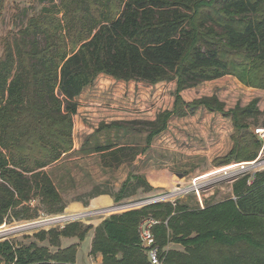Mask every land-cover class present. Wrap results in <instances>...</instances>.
Returning a JSON list of instances; mask_svg holds the SVG:
<instances>
[{
  "label": "trees",
  "instance_id": "trees-1",
  "mask_svg": "<svg viewBox=\"0 0 264 264\" xmlns=\"http://www.w3.org/2000/svg\"><path fill=\"white\" fill-rule=\"evenodd\" d=\"M38 1L54 5L29 17L0 50V227L36 218L28 207L32 197L50 215L65 209L45 169L72 150L75 100L100 74L150 85L176 81L174 113L180 117L200 106L224 112L215 97L183 103L179 93L204 82L229 76L264 90V0ZM254 106L229 112L233 147L219 165L256 158L260 145L248 122L258 114ZM170 117L163 112L155 122L140 124L146 147L139 151L103 148L105 167L132 163ZM118 124L135 123H113L111 129ZM130 178L134 189L152 190L141 178ZM251 181L236 180L232 197L204 201L203 209L189 196L195 208L177 201L111 215L93 228L90 256H99L101 264H150L137 228L150 218L156 221V246L170 245L162 264H264V171ZM129 186L130 179L122 183L115 203L133 195H127ZM91 229L75 222L33 235L47 246L3 240L0 264H75L77 247L61 248L60 239L83 241Z\"/></svg>",
  "mask_w": 264,
  "mask_h": 264
},
{
  "label": "rangeland",
  "instance_id": "rangeland-1",
  "mask_svg": "<svg viewBox=\"0 0 264 264\" xmlns=\"http://www.w3.org/2000/svg\"><path fill=\"white\" fill-rule=\"evenodd\" d=\"M53 5L48 1L38 0H0V50L4 40L12 43L18 31L25 28L29 17L37 16L42 8ZM179 95L186 105L203 98L215 97L223 105L224 112H210L206 107L200 106L194 114L180 117L174 113L176 81L150 85L145 82L113 80L100 74L75 100L77 111L73 116L72 150L46 169L61 199L83 201L104 192L115 197L122 183L130 179L127 195H133L119 201L130 203L171 190L175 187L172 184L176 182L188 185L194 177L220 170L224 166L242 163L234 160L226 165L218 164L233 147L232 136L235 131L229 112L235 106L242 108L255 102L254 107L258 114L254 121L248 120L250 129L264 126V90L245 87L234 77L225 76L217 81L188 88ZM163 112L171 113L167 127L151 138L146 152L137 154L130 164L105 167L103 148L134 146L138 151L145 148L146 133L139 131L143 127L140 124L155 122ZM113 123L137 125L132 124L131 127L135 129L130 131L131 127L124 124H118L111 129ZM132 176L149 184L146 180L148 179L157 188L149 184L151 191H146L143 187L134 189L137 185L130 178ZM232 185L223 180L214 186L203 195L205 204L220 203L232 197ZM192 199L189 197L178 201L192 209L196 207ZM119 203L114 202L110 206ZM28 207L36 213V218L50 215L35 197L30 199ZM105 218L107 217H94L81 223L84 226L96 225ZM10 221L0 228V242L10 240L17 246H28L33 241L38 243L33 235L39 231H14L18 222L23 220ZM85 242L87 244V240ZM84 243L80 247V255L85 252ZM38 244L47 246L46 243ZM174 248L183 250L181 246Z\"/></svg>",
  "mask_w": 264,
  "mask_h": 264
},
{
  "label": "built area",
  "instance_id": "built-area-1",
  "mask_svg": "<svg viewBox=\"0 0 264 264\" xmlns=\"http://www.w3.org/2000/svg\"><path fill=\"white\" fill-rule=\"evenodd\" d=\"M254 137L260 145L259 152L253 160L249 162L235 163L234 165L224 166L219 172L210 176H199L191 179L188 185L181 183L168 191H162L155 196L144 198L130 203H119L116 205L104 207L103 209H90L79 213L71 214L62 212L60 215H46L33 218L32 220L20 221L14 231L18 232H40L46 229L63 228L75 222H81L94 217H109L111 215L119 214V212L132 211L133 209H140L148 207V205L169 203L173 206L179 199L193 196L200 209L204 208V194L213 189L214 186L219 185L223 180L234 184L236 180L248 177V185L251 184L252 178L264 171V126L256 127L252 130ZM212 173V172H210ZM207 174V173H206ZM156 221L152 219L144 220L138 225V239L141 246L145 250L146 256L150 264H162L164 258L162 255L166 253L170 245H167L164 250H159L154 241L152 234V226ZM5 224H2L3 227ZM0 227V228H1Z\"/></svg>",
  "mask_w": 264,
  "mask_h": 264
},
{
  "label": "crops",
  "instance_id": "crops-1",
  "mask_svg": "<svg viewBox=\"0 0 264 264\" xmlns=\"http://www.w3.org/2000/svg\"><path fill=\"white\" fill-rule=\"evenodd\" d=\"M46 169H45V172H47ZM47 173L49 174V172ZM146 180L153 188H157L153 185V183H150L148 179ZM179 183L180 182H176L172 185L176 186ZM62 201H64V204H65V209L63 211L68 213V212H75V211H81V210L85 211V210H90V209H103L104 207H107L113 204L115 202V199L113 196H110L109 194L106 193L104 195L91 196L89 197V199L83 200V201L79 199L77 200L75 199V201H65V200H62ZM99 224H96V225L90 224L92 229L85 236L83 241H78L75 238H61L60 239L61 248H67L70 246L77 247L75 264H101V258L99 256H92V255L90 256V250H91V245H92L91 241L94 236L93 228L97 227ZM85 240H87V244ZM82 243L86 245V249H85V252L80 255L79 253H80V247L83 245Z\"/></svg>",
  "mask_w": 264,
  "mask_h": 264
},
{
  "label": "bare ground",
  "instance_id": "bare-ground-1",
  "mask_svg": "<svg viewBox=\"0 0 264 264\" xmlns=\"http://www.w3.org/2000/svg\"><path fill=\"white\" fill-rule=\"evenodd\" d=\"M217 173H219V172L207 173V174H205V176H210V175H214V174H217Z\"/></svg>",
  "mask_w": 264,
  "mask_h": 264
},
{
  "label": "water",
  "instance_id": "water-1",
  "mask_svg": "<svg viewBox=\"0 0 264 264\" xmlns=\"http://www.w3.org/2000/svg\"><path fill=\"white\" fill-rule=\"evenodd\" d=\"M178 177H181V175H178Z\"/></svg>",
  "mask_w": 264,
  "mask_h": 264
}]
</instances>
